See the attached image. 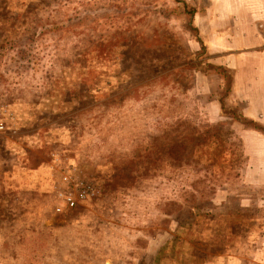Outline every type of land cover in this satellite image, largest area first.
I'll return each instance as SVG.
<instances>
[{
	"label": "rangeland",
	"instance_id": "374dc122",
	"mask_svg": "<svg viewBox=\"0 0 264 264\" xmlns=\"http://www.w3.org/2000/svg\"><path fill=\"white\" fill-rule=\"evenodd\" d=\"M56 1L0 0V47ZM185 1L196 36L183 17L113 12L38 89L0 96V264H264V14ZM215 66L253 124L223 116ZM65 176L89 193L58 212Z\"/></svg>",
	"mask_w": 264,
	"mask_h": 264
},
{
	"label": "trees",
	"instance_id": "16d2710c",
	"mask_svg": "<svg viewBox=\"0 0 264 264\" xmlns=\"http://www.w3.org/2000/svg\"><path fill=\"white\" fill-rule=\"evenodd\" d=\"M102 1L86 0L81 2L82 5L74 6L70 0H64L65 4L57 0L56 6H50L44 13L30 19L22 32H15L7 47H0L1 52L6 49L8 53H12L9 63L15 65L13 74L9 75L0 67V96L10 97L22 89L24 93L30 89H38L43 84L40 83V80H44L42 73L54 70L59 55L70 53L72 50L83 54L86 49L83 51L82 46L85 47L91 38L90 29L113 12H116L117 16L133 14L146 19L183 17L188 32L196 36L198 31L195 25V10L191 9L185 0H109L104 5ZM105 36L107 35L101 33L92 34L93 44L98 45L99 37ZM210 68L223 70L220 74L228 82L227 87H223L225 95L219 99L223 116L243 125L253 124L254 122L244 118L239 110L228 105L232 92L229 71L217 66ZM258 130L264 132L261 128ZM73 258L75 256L71 259Z\"/></svg>",
	"mask_w": 264,
	"mask_h": 264
},
{
	"label": "crops",
	"instance_id": "0c3cea01",
	"mask_svg": "<svg viewBox=\"0 0 264 264\" xmlns=\"http://www.w3.org/2000/svg\"><path fill=\"white\" fill-rule=\"evenodd\" d=\"M235 3V0H212L211 2L210 1H208V6L209 7H214L215 9H216V15H228L227 16V18L226 19H228V20H230V18H231V16H232V19H234L235 18V16H234V14L236 15V17H237V14H240L241 15V13L242 12H248V10H249V12L247 13V14H249V13H259V14H264V9H262V8H259V9H256V10H250V6L248 5V0H244V1H242L241 3H243L244 5H243V7H245V10L244 11H242V8H239V6H238V4H234ZM234 5H236V6H234ZM260 7V6H259ZM242 14H244V13H242ZM216 18L217 19H214V20H225V16H222V18L221 17H218V16H216ZM263 31H264V29H263ZM262 34V33H261ZM234 37H236V39H237V36H234ZM213 41L215 42V45L216 44H220L221 43V41L219 40V38H218V36L216 35V38L215 37H213ZM237 41V40H236ZM227 44H228V42H227ZM237 44H238V41H237ZM245 45H247V46H249L248 44H245ZM256 71H251V73H255ZM250 107H253V105L252 104H250L249 105ZM6 107L7 108H11L12 107V105L11 104H8V103H6ZM254 110V109H253ZM15 116H17V118L21 121V122H23V123H25V124H27V125H24V126H28V124H33L32 122V120L31 121H29V120H27L25 117H23L22 116V114H16ZM250 117H252V115H250ZM263 117H262V115L260 114V112H259V116H258V121L261 123V124H264V120L262 119Z\"/></svg>",
	"mask_w": 264,
	"mask_h": 264
},
{
	"label": "built area",
	"instance_id": "2783aa9c",
	"mask_svg": "<svg viewBox=\"0 0 264 264\" xmlns=\"http://www.w3.org/2000/svg\"><path fill=\"white\" fill-rule=\"evenodd\" d=\"M4 124H7V123L6 122L0 123V132H3L5 129H6V131L8 130L9 125H7V127H5ZM7 134H9V132ZM67 173L70 175L74 174V172L70 168L67 169ZM63 182L64 183L61 186V188H55L54 189V194H55L54 196H56V199L59 202L58 212H61L63 207L69 208V209L75 208L80 202H84V200H86L88 198V193H89L88 187L82 186L81 184H79L75 180L73 181L74 188H72V190H71V185H69L70 180H69L68 176H65L63 178ZM75 188L82 189V192L79 193L78 195H75L74 194Z\"/></svg>",
	"mask_w": 264,
	"mask_h": 264
}]
</instances>
